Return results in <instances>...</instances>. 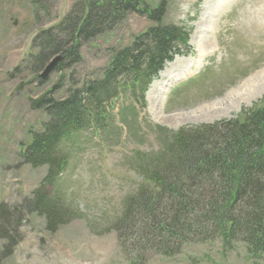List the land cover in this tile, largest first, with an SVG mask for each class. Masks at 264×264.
Listing matches in <instances>:
<instances>
[{
    "label": "rangeland",
    "instance_id": "obj_1",
    "mask_svg": "<svg viewBox=\"0 0 264 264\" xmlns=\"http://www.w3.org/2000/svg\"><path fill=\"white\" fill-rule=\"evenodd\" d=\"M76 1L0 0V204L11 212L18 208L26 217L16 225L17 232L12 228L11 246V242L0 240V264H127L118 247V234L105 227L138 181L128 171V152L137 150L138 142H142L138 148L146 151L162 147L161 134L154 129L143 132L140 127L144 123L138 126L136 121L144 115H137L134 110L128 111L125 144L114 129L106 138L107 146L99 144L91 131L74 136L63 143L69 164L49 192L63 197L66 205L75 208L80 216L49 233L44 219L30 212L28 200L46 170L31 168L22 161L21 154L30 133L41 130L42 123L50 119L46 112L32 109L31 100L54 86L53 96L58 98L70 83L80 85L86 79L101 76L116 50L152 26L146 14L126 15L98 37L83 43L77 64L68 70H55L40 85L30 71L39 50L40 38L36 37L57 27ZM146 2L148 10L164 2L161 25L188 30L191 43L194 34L200 35L204 28L201 20L207 22L203 0ZM199 22L201 31L200 26L197 28ZM215 29L213 35H205L204 43L213 47L215 53L212 56L207 52L198 76L173 90L166 101L164 98L165 104L155 91L150 100L147 93L150 108L156 105L154 112L145 110L148 122L167 131L212 125L235 119L241 110L251 108L264 95V0H232L215 21ZM193 47L190 44L192 50ZM192 59L178 58L172 63L189 60L190 71ZM15 222L13 219V227ZM146 264H264V259H251L241 243L233 242L228 248L215 240L186 245L172 258L151 256Z\"/></svg>",
    "mask_w": 264,
    "mask_h": 264
},
{
    "label": "trees",
    "instance_id": "obj_2",
    "mask_svg": "<svg viewBox=\"0 0 264 264\" xmlns=\"http://www.w3.org/2000/svg\"><path fill=\"white\" fill-rule=\"evenodd\" d=\"M163 3L148 10L146 0H79L57 27L36 37L39 50L30 70L35 75L57 55L62 60L55 70L77 64L80 46L128 13L146 14L152 22L129 46L112 54L101 79L69 89L63 99L48 95L32 103L50 120L42 131L30 134L21 157L33 169L46 167L28 208L44 219L47 232L76 217L49 192L66 169L63 141L89 129L98 133L109 128L105 120L118 94L127 90L135 97L134 88L140 84L143 89L185 42L182 29L161 25ZM160 134L162 147L155 153L128 159L142 182L125 197L111 228L127 264H146L151 256L172 258L186 245L215 240L228 248L241 243L251 259H264V98L238 119L176 132L162 129ZM10 210L0 204V240L11 246L12 228L26 217L18 208Z\"/></svg>",
    "mask_w": 264,
    "mask_h": 264
},
{
    "label": "bare ground",
    "instance_id": "obj_3",
    "mask_svg": "<svg viewBox=\"0 0 264 264\" xmlns=\"http://www.w3.org/2000/svg\"><path fill=\"white\" fill-rule=\"evenodd\" d=\"M211 3H214V5L216 6V9H212V8H214V5ZM227 3H228V0H206V2L204 3L207 5V7L205 8V11H206L205 13H207V12L211 13L213 10H216V13L220 11L218 16H217V18L219 19L222 16V14L226 11V9L229 7L227 5L223 10H221L222 6L226 5ZM209 4H210V6H209ZM200 23L201 22H199V26H200ZM200 31H201V28H200ZM198 35H199V33H198ZM195 42L197 45L198 58L192 59V65H191L190 71L188 69L189 60H185V61H179L178 60V61H175L174 63L170 64L165 69V71L159 75L160 79L157 80L156 82H154V85H152L151 89L148 91L149 100L151 99L153 92L155 91L158 94L160 101L164 102V98H166L170 89L175 84H177L178 81L189 78V76H191L192 73H195L199 68H201L202 60L205 56V53H204L205 51L201 45V40H196ZM176 59H178V58H176ZM250 80H248L247 82H250ZM241 99L242 98H238L239 101Z\"/></svg>",
    "mask_w": 264,
    "mask_h": 264
},
{
    "label": "water",
    "instance_id": "obj_4",
    "mask_svg": "<svg viewBox=\"0 0 264 264\" xmlns=\"http://www.w3.org/2000/svg\"><path fill=\"white\" fill-rule=\"evenodd\" d=\"M61 60L60 56L55 57L53 60H51L48 65L45 67L43 73L41 76H45L48 72L52 70V68Z\"/></svg>",
    "mask_w": 264,
    "mask_h": 264
}]
</instances>
